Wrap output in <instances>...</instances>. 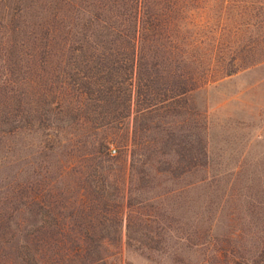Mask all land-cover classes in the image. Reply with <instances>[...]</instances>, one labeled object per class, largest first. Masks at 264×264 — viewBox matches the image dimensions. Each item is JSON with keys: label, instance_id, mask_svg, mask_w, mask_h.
<instances>
[{"label": "rangeland", "instance_id": "374dc122", "mask_svg": "<svg viewBox=\"0 0 264 264\" xmlns=\"http://www.w3.org/2000/svg\"><path fill=\"white\" fill-rule=\"evenodd\" d=\"M16 1L0 0V264H264V16L251 28L264 0H202L214 41L260 63L139 118L135 182L133 110L78 104L73 89L59 111L61 61L14 42L15 13L33 5Z\"/></svg>", "mask_w": 264, "mask_h": 264}, {"label": "trees", "instance_id": "16d2710c", "mask_svg": "<svg viewBox=\"0 0 264 264\" xmlns=\"http://www.w3.org/2000/svg\"><path fill=\"white\" fill-rule=\"evenodd\" d=\"M41 1L50 4L43 5ZM31 2L32 6H24L13 17L14 25L21 21V28L13 25V40L16 42L24 33L26 44L47 49L46 54H41L42 59L61 61L57 68L60 71H53L60 82L62 97L56 104L58 110L66 112V104L62 102L73 98L74 90L79 92L74 98L78 104L85 97L96 108L103 109L117 105L114 100L120 99V108L128 113L133 110L130 167L133 182L139 118L152 113L166 117L179 99L260 63L253 60L248 46L223 48L214 41L221 34H215V25L209 18L203 20L199 15L202 0ZM14 5L19 7V1L15 0ZM252 12L251 28L261 26L264 4L254 2ZM54 46L59 48L58 54L52 53ZM124 85L126 90L114 93L113 89ZM189 139L187 155L196 168L195 153L199 149L197 157L201 161L205 159V150L200 148L202 142L195 135ZM99 147L101 150L105 144ZM52 245L51 240H38L34 247Z\"/></svg>", "mask_w": 264, "mask_h": 264}, {"label": "built area", "instance_id": "2783aa9c", "mask_svg": "<svg viewBox=\"0 0 264 264\" xmlns=\"http://www.w3.org/2000/svg\"><path fill=\"white\" fill-rule=\"evenodd\" d=\"M115 153H116V152H115V150H114V149H111V150H110V155L114 156V155H115Z\"/></svg>", "mask_w": 264, "mask_h": 264}]
</instances>
